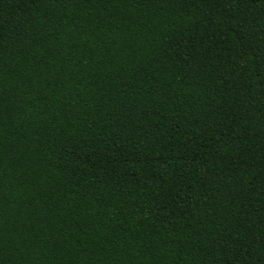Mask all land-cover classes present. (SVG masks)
<instances>
[{"label": "trees", "instance_id": "1", "mask_svg": "<svg viewBox=\"0 0 264 264\" xmlns=\"http://www.w3.org/2000/svg\"><path fill=\"white\" fill-rule=\"evenodd\" d=\"M0 264H264V0H0Z\"/></svg>", "mask_w": 264, "mask_h": 264}]
</instances>
